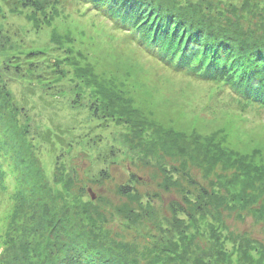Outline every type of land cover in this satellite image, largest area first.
Segmentation results:
<instances>
[{"label": "rangeland", "instance_id": "1", "mask_svg": "<svg viewBox=\"0 0 264 264\" xmlns=\"http://www.w3.org/2000/svg\"><path fill=\"white\" fill-rule=\"evenodd\" d=\"M167 1L186 5L189 10L201 9L217 23L239 22L227 24L231 28L264 25V0ZM38 2L43 13L35 16L40 22L35 25L32 12L14 8L19 1L0 0V42L4 44L0 46V169L4 174L0 235L14 206L13 194L21 189L23 179L29 183L25 178L33 172L17 161L16 147L22 144L31 150L34 166L53 192L60 191L65 197L62 181L69 180V192L98 210L106 233L151 251L167 237L162 229L173 223L172 205L189 210L202 187L212 200L218 198L213 192L221 171L217 167L205 176L190 159L184 161L176 154H152L144 149L146 157L141 155V140L155 145L151 125L184 135L195 130L205 136L222 129L227 133L226 147L245 153L259 149L264 158V108H240L230 87L223 85L217 90L215 85L171 71L88 5L75 0ZM216 8L223 13L221 17ZM36 52L42 55L28 59V54ZM49 64H56L60 72L55 73ZM15 70H23L24 78L14 75ZM99 87L109 89L106 96L110 98L129 99L131 109L137 112L130 118L120 116L98 93ZM95 102L99 118L89 108ZM24 134L25 140L20 137ZM29 139L31 142H26ZM186 172L192 174L190 178L183 174ZM131 174L137 179L131 184L136 189L125 197L118 188L129 183ZM235 202L227 194L221 198L220 213L228 230L235 240L251 238L264 245V225L254 212L264 201L247 208L226 206ZM203 206L193 214L196 224L179 215L186 225L181 223L172 230H185L192 236L191 241L185 239V243L190 241L189 250L204 242L209 229L207 221L201 220L207 215ZM177 244L179 253L184 252V244ZM239 256L240 252L231 255L232 263H243Z\"/></svg>", "mask_w": 264, "mask_h": 264}, {"label": "trees", "instance_id": "2", "mask_svg": "<svg viewBox=\"0 0 264 264\" xmlns=\"http://www.w3.org/2000/svg\"><path fill=\"white\" fill-rule=\"evenodd\" d=\"M13 1L20 2L14 8L29 10L33 13L31 20L35 25L40 24L35 16L43 13L42 3L38 0ZM75 1L88 5L109 20L113 27L126 32L148 56L171 71L212 83L216 88H222L223 85L230 87L240 108L252 105L264 108V25L261 22L255 29L249 26L247 30L238 26L231 28L227 24L237 25L239 22L222 24L218 21V24L216 18L212 19L201 9L189 10L186 5L167 0ZM210 4L213 9L215 5L212 2ZM217 10L221 17L223 13ZM0 46L4 47L3 42H0ZM36 54L42 55L36 52L27 57L32 59ZM49 65L55 73L60 72L56 64ZM14 68L21 66L15 65ZM15 71L14 75L24 78L23 70ZM82 71L86 72L85 69ZM97 90L120 116L130 118L131 114L137 112L131 109L129 99L124 100L115 95L110 98L106 96L110 93L106 88L99 87ZM96 104L93 103L89 108L93 109V116L99 118ZM106 108L104 106V110ZM112 109L108 110L112 112ZM102 118V121L106 119L105 116ZM141 127L142 124L137 126ZM150 128L156 134L155 145L141 140L139 153L146 157L143 150L147 149L152 154L155 151H159L160 155L176 154L184 161L190 159L205 176L211 175L219 167L221 171L217 176L216 191L213 190L217 199L212 200L209 191L202 187L199 194L193 196L196 203L188 207L189 210L187 206L172 205L173 223L162 229L166 231L167 237H162L153 251L144 247L139 249L135 244L118 239L115 234L106 233L98 210L87 206L88 201L79 202L77 196L69 192V180L62 181L63 189L67 192L65 197L60 191L53 192L47 187L39 167L34 166L31 160V150L22 144L16 147L17 161L33 172L30 178L29 175L25 178L29 183L26 184L23 179L21 189L13 194L14 206L0 235V264H234L230 256L239 252V259L243 262L241 264H264L263 242L251 238L235 240L237 237L228 230L220 213L224 194L228 198L232 197V202L236 201L226 205L229 207L240 204L242 208H247L260 199L264 201V158L261 151L253 149L245 153L226 147L224 142L227 133L222 129L202 136L197 135L195 130L184 135L159 126L156 128L151 125ZM26 136L20 135L23 140ZM187 141L191 143L187 144ZM26 142L31 141L29 139ZM7 143L4 144L9 145ZM183 174L188 178L192 175L187 172ZM3 177L0 169V187L3 185ZM128 182L118 188V193L125 197L135 192L136 188L131 184L137 183V179L131 174ZM187 202L190 201L187 199ZM203 205L207 207V215L201 220L207 221L209 229L204 242L193 245L189 250L192 236L187 235L185 230L178 233H172V230L182 226L181 223L186 225L179 215L196 224L193 214L197 208H204ZM254 212L264 225V203L259 204ZM129 213L139 216L137 211L130 210ZM196 219L198 221L199 217ZM188 238L190 241L185 243ZM178 241L184 244V252L179 253ZM183 259H187L186 263H183Z\"/></svg>", "mask_w": 264, "mask_h": 264}, {"label": "water", "instance_id": "3", "mask_svg": "<svg viewBox=\"0 0 264 264\" xmlns=\"http://www.w3.org/2000/svg\"><path fill=\"white\" fill-rule=\"evenodd\" d=\"M89 192H90V190H89ZM94 198V196H93V194H91V199H93Z\"/></svg>", "mask_w": 264, "mask_h": 264}]
</instances>
